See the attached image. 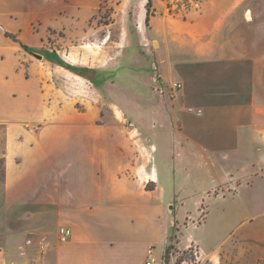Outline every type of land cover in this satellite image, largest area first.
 I'll list each match as a JSON object with an SVG mask.
<instances>
[{"label":"crops","instance_id":"crops-1","mask_svg":"<svg viewBox=\"0 0 264 264\" xmlns=\"http://www.w3.org/2000/svg\"><path fill=\"white\" fill-rule=\"evenodd\" d=\"M241 1L230 0L226 20ZM225 23L158 38L161 87L153 89L149 112L136 113L142 125L141 118L150 117L138 127L144 138H131L117 123L65 118L63 109L37 112L30 87L0 66V219L13 228L9 264H146L150 247L153 264H163L156 251L174 222L171 191L182 186L180 178L231 161L236 167L226 173L244 175L230 195L242 194L260 174L264 179V43L241 52ZM171 75L184 87L171 107H160ZM260 203L247 206L248 217L215 247L217 264L264 263V199ZM62 225L72 229L64 242ZM191 234L206 252L204 240Z\"/></svg>","mask_w":264,"mask_h":264},{"label":"rangeland","instance_id":"rangeland-1","mask_svg":"<svg viewBox=\"0 0 264 264\" xmlns=\"http://www.w3.org/2000/svg\"><path fill=\"white\" fill-rule=\"evenodd\" d=\"M231 4L230 0H0V66L9 70L7 77H18L30 87L36 95L37 112L63 109L65 118L79 115L100 123H117L129 131L131 138H144L138 127L151 122L150 117L149 121L142 117V125L136 113L149 112L155 96L153 89L161 87L154 57L158 38L168 31L204 32L212 21H226L225 31L241 52L252 53L248 44L264 43V0H242L227 21ZM53 51L67 64L95 69L92 75L102 84L80 77L56 61H48L46 55ZM171 77L160 107L164 102L171 107L170 102L184 87L181 80ZM176 81L182 82V88H172ZM121 86L127 92L121 91ZM127 121L134 127L128 126ZM0 140H4L2 126ZM246 161L240 162L243 165ZM224 165L225 168L219 165L215 169L209 165L211 171L197 170L191 180L180 178L182 186L176 192L172 189L174 222L167 242L159 244L156 251L163 264H167L166 255L169 264H217L215 247L248 217L247 206L261 204V174L253 186L244 185L243 193L234 196L230 191L244 173H226L236 167V162L226 161ZM2 168L0 158V183ZM192 194L202 202L195 203ZM181 200L185 205H180ZM198 225L200 228L195 229ZM12 229L0 219V264L11 260L8 249L14 245L9 240ZM191 233L204 240L206 252H201ZM231 236L223 244L225 251L232 246ZM15 244L23 251V243ZM165 247L169 251L165 250L162 260Z\"/></svg>","mask_w":264,"mask_h":264},{"label":"trees","instance_id":"trees-1","mask_svg":"<svg viewBox=\"0 0 264 264\" xmlns=\"http://www.w3.org/2000/svg\"><path fill=\"white\" fill-rule=\"evenodd\" d=\"M146 20L148 21L149 18L148 16L146 17ZM25 46V45H24ZM26 49H29L28 46H25ZM48 55H46V58L48 60H52V61H56L59 65L65 67L67 70H70L71 72L86 77L88 79H90L91 81H93L95 84H102L101 81H99L97 78H95V76L92 75V73L96 72L95 69H91V68H87V67H79V66H74L72 64H67L65 63L59 56V54H57L56 52H52V53H47ZM169 249L166 248V252L168 253ZM166 259V263H168L169 257L168 255H166L165 257Z\"/></svg>","mask_w":264,"mask_h":264},{"label":"built area","instance_id":"built-area-1","mask_svg":"<svg viewBox=\"0 0 264 264\" xmlns=\"http://www.w3.org/2000/svg\"><path fill=\"white\" fill-rule=\"evenodd\" d=\"M182 82L176 81L172 84V88L174 89H180L182 88ZM126 124L130 127H134L133 123L130 121H127ZM133 131L136 129H132ZM58 233H59V240L64 242L67 241L71 235H72V229L68 226H60L58 229ZM153 247H150L148 250V260L146 264H153L156 262V256L154 255V251H153Z\"/></svg>","mask_w":264,"mask_h":264},{"label":"water","instance_id":"water-1","mask_svg":"<svg viewBox=\"0 0 264 264\" xmlns=\"http://www.w3.org/2000/svg\"><path fill=\"white\" fill-rule=\"evenodd\" d=\"M35 56H37L38 58H43V56H42V55H35Z\"/></svg>","mask_w":264,"mask_h":264}]
</instances>
